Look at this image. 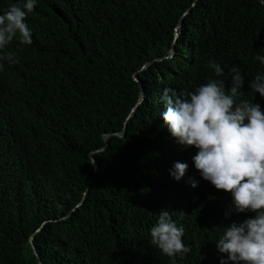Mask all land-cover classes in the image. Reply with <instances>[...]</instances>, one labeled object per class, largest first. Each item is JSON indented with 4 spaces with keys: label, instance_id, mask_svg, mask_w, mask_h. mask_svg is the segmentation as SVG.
<instances>
[{
    "label": "trees",
    "instance_id": "16d2710c",
    "mask_svg": "<svg viewBox=\"0 0 264 264\" xmlns=\"http://www.w3.org/2000/svg\"><path fill=\"white\" fill-rule=\"evenodd\" d=\"M16 2L0 0V10ZM26 22L32 44L14 38L5 51L16 62L0 64V264H221L224 225L255 213L225 218L230 193L199 175L197 150L160 116L161 97L209 79L227 86L235 65L245 78L239 99L264 110L247 83L264 70L255 58L264 54V3L39 0ZM126 121L124 136L104 139ZM105 145L89 184L90 152ZM177 161L188 164L179 181L169 171ZM161 210L184 226L187 253L170 258L150 243Z\"/></svg>",
    "mask_w": 264,
    "mask_h": 264
},
{
    "label": "clouds",
    "instance_id": "9594fccd",
    "mask_svg": "<svg viewBox=\"0 0 264 264\" xmlns=\"http://www.w3.org/2000/svg\"><path fill=\"white\" fill-rule=\"evenodd\" d=\"M38 2L17 0L0 10V64L16 62L14 54L5 51L14 38L32 44L26 17ZM255 58L264 65V54ZM206 66L216 77L224 75L216 61L209 59ZM229 75L227 86L226 80L209 79L194 91L166 87L161 97L165 110L160 116L180 145L197 150L191 159L199 175L216 189L230 193L225 218L233 213H255L224 225L215 241L217 251L226 254L221 264H264V110L259 103L239 99L245 78L237 66L231 67ZM247 83L253 93L264 97V70ZM187 169V163L177 161L169 171L179 181ZM189 183L195 188L199 182L190 178ZM184 233V226L161 210L150 227V243L170 258L183 255L190 250L183 242Z\"/></svg>",
    "mask_w": 264,
    "mask_h": 264
},
{
    "label": "water",
    "instance_id": "95a60500",
    "mask_svg": "<svg viewBox=\"0 0 264 264\" xmlns=\"http://www.w3.org/2000/svg\"><path fill=\"white\" fill-rule=\"evenodd\" d=\"M260 1H261L262 3H264V0H260ZM189 10H190V8L187 9V11L185 12V14H187V13L189 12ZM182 25H183V17L179 20V22H178V24H177V27H176V30H175V38H178V36L180 35ZM174 52H175V47L173 46V47L171 48V50L169 51L168 56H169V57H170V56H173ZM157 59H162V57H161V58H157ZM157 59H154V60H151V61L146 62V63L143 65V69H146L147 67H149V66H150L155 60H157ZM135 79H136L137 81L140 82V79H139L137 73H135ZM143 96H144V93L141 94V98H140L139 102H141V101L143 100ZM137 107H138V106H136V107H134V108L132 109V112H131L130 116L136 111ZM130 116L128 117V119L130 118ZM126 128H127V121L125 122V127H124V129H123L122 131H120V132H109V133H105V134H104V139L107 141L111 136H113V135H115V134H116V135H119V136H124L125 133H126ZM105 149H106V145L103 146V147L97 148L96 150H93V151L90 152V161H91V163L93 164V167H94V169H95V173H94V175L89 179V184L93 183V182L96 180V178H97V171H98V169H99V164H98L97 159L95 158V153L100 152V151H103V150H105ZM93 162H94V163H93ZM86 194H87V192L85 193V196H86ZM85 196H84V198H83V199L77 204V207L80 206V205L83 203V201H84V199H85ZM40 230H41V227H40L37 231H40ZM37 231H36V232H37ZM36 232H35V233H36ZM35 233H33V234L31 235V237H30V242H31V244H32V247H33V249H34L36 255L39 257V253H38V251H37V249H36V246H35V244H34V236H35ZM40 264H42V261H41V260H40Z\"/></svg>",
    "mask_w": 264,
    "mask_h": 264
}]
</instances>
